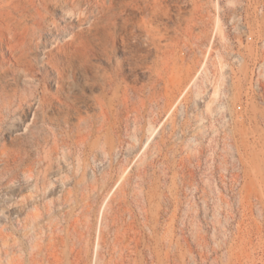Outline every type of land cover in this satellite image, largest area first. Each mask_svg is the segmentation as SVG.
I'll return each instance as SVG.
<instances>
[{
	"label": "rangeland",
	"instance_id": "rangeland-1",
	"mask_svg": "<svg viewBox=\"0 0 264 264\" xmlns=\"http://www.w3.org/2000/svg\"><path fill=\"white\" fill-rule=\"evenodd\" d=\"M0 264H264V0H0Z\"/></svg>",
	"mask_w": 264,
	"mask_h": 264
},
{
	"label": "bare ground",
	"instance_id": "bare-ground-1",
	"mask_svg": "<svg viewBox=\"0 0 264 264\" xmlns=\"http://www.w3.org/2000/svg\"><path fill=\"white\" fill-rule=\"evenodd\" d=\"M146 17H147V16H146ZM74 37H75V36H74ZM70 40H71V39H70ZM70 40H68V41H70ZM73 40H74V38H73ZM70 43H72V42L70 41ZM70 43H69V44H70ZM74 43H75V42H74Z\"/></svg>",
	"mask_w": 264,
	"mask_h": 264
}]
</instances>
